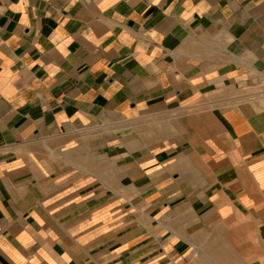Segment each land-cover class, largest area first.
<instances>
[{
  "label": "crops",
  "instance_id": "crops-1",
  "mask_svg": "<svg viewBox=\"0 0 264 264\" xmlns=\"http://www.w3.org/2000/svg\"><path fill=\"white\" fill-rule=\"evenodd\" d=\"M264 0H0V264H264Z\"/></svg>",
  "mask_w": 264,
  "mask_h": 264
},
{
  "label": "rangeland",
  "instance_id": "rangeland-1",
  "mask_svg": "<svg viewBox=\"0 0 264 264\" xmlns=\"http://www.w3.org/2000/svg\"><path fill=\"white\" fill-rule=\"evenodd\" d=\"M241 99L256 102L258 107H264V80H258L253 85L240 89Z\"/></svg>",
  "mask_w": 264,
  "mask_h": 264
}]
</instances>
